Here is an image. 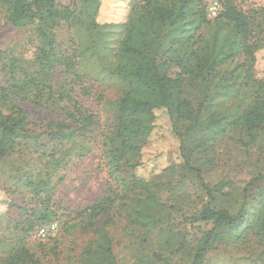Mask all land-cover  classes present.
I'll return each mask as SVG.
<instances>
[{"label": "rangeland", "instance_id": "1", "mask_svg": "<svg viewBox=\"0 0 264 264\" xmlns=\"http://www.w3.org/2000/svg\"><path fill=\"white\" fill-rule=\"evenodd\" d=\"M98 1L97 12L91 17L99 25L93 29L88 28L91 17L87 15L90 7H84L86 0L56 1L59 8L68 7L71 15L54 30V53L62 62L69 59L72 67L66 70L64 63H58L44 72L31 62L41 47L37 23L14 27L8 20L7 1L0 0V110L10 112L22 107L29 121L25 131L17 135L13 149L0 160V254L24 237L23 242L41 257L43 264H82L83 250L96 239V231L82 229L78 215L84 214L85 208L104 195L110 185L116 188L106 167L104 144L116 128L119 99L127 90L115 73L118 47L128 18L143 11L139 8L141 0H135V4L132 0ZM231 1L250 20L248 43L257 45L256 58L252 65L245 63L240 49L231 47L235 41L233 32L227 28L216 32L217 21L209 14L204 16L209 20L205 23L198 14L192 16L195 20L188 24L190 41L182 43L177 33L168 37L177 43L176 51L165 53L158 62L166 59L161 69L172 77L179 72L174 59H187L191 50L199 47L227 53L226 62L216 65L189 58L194 62L193 72L201 74L183 76V95L191 98L194 111L201 103L198 120L206 124L205 131L197 129L187 139L194 147L196 162L202 165L201 180L193 174L181 177L180 143L174 129L183 133L184 128L164 108H156L147 141L138 155L139 163L134 167L135 175L148 181V191L153 196L145 187L131 188L133 170L124 165L119 176L128 183L124 191L129 198L108 215L111 222L106 231L116 264H189L195 245L213 227V223L197 216L210 202L201 183L212 186L228 181L225 195H215L210 205L235 213L246 184L255 176L264 175V125L253 130L226 125L223 132L215 134L209 124L217 117L227 121L238 116L255 88L254 79L264 78V0ZM198 7L191 4L190 12L195 13ZM154 28L160 35L166 29ZM10 59L17 62L11 75ZM22 70L42 82L39 87L43 85L44 95L40 96L29 82L22 86ZM207 71L217 76L212 78ZM73 101L89 110L93 123L85 137H78L72 145L65 165L53 170L46 164L47 153L57 156L70 144L51 140L48 123L65 121L74 127L72 118L67 116ZM81 147L83 154L77 157L76 151ZM206 156L211 159L210 164H205ZM29 179L35 188L28 186ZM40 181L53 187L47 205L52 218L57 219L52 221L57 223V230L47 235L53 238L43 241V251L37 246V237H43L32 231L26 236L28 225L45 207L35 195L36 190L42 189ZM249 190L254 196L249 202L264 197V181L254 182ZM9 198L14 206L6 216L3 213ZM105 218L101 217L96 226H103ZM251 245L231 242L221 233L215 238L214 248L207 252L204 264H249Z\"/></svg>", "mask_w": 264, "mask_h": 264}, {"label": "trees", "instance_id": "2", "mask_svg": "<svg viewBox=\"0 0 264 264\" xmlns=\"http://www.w3.org/2000/svg\"><path fill=\"white\" fill-rule=\"evenodd\" d=\"M9 7L8 20L14 27H25L31 23H37L36 31L41 40L39 53L33 54L31 62L39 67V70L49 72L58 63H64L65 69L70 70L72 62L69 59L65 61L55 57L54 53V30L62 20H67L71 15L68 7L59 8L57 0H6ZM85 1V0H84ZM84 7L89 8L87 15L93 16L97 12L98 0H86ZM134 4L135 0H132ZM211 0H141L139 8L143 11L136 12V16L128 18V25L124 37L121 39L118 47V63L115 73L118 78L126 85L127 90L119 99L118 103V121L111 135H107L105 141L104 156L106 167L114 182L115 187L109 186L106 193L99 197L95 202L85 208V212L78 215V224L82 229H92L96 234V239L85 247L82 255V264H116V257L112 250V241L109 237L106 227L110 224L109 213L118 205L129 198L124 188L128 185L120 178L124 165L130 168L131 188L145 187L148 195L153 196L148 191V181L137 177L134 173V167L139 163V153L142 145L147 141V136L151 130V120L155 117L154 110L162 107L167 114L176 119L184 132H179L175 128V134L179 138L180 154V175L181 177L193 174L201 180V167L193 156L194 147L187 139L197 129L205 131L206 124L199 123L201 103L196 111L191 104V98L183 95V80L185 74H194L198 76L201 71L194 73V62L220 64L226 62L227 53L223 51L214 52L207 49L191 50L187 59L175 58L174 64L179 68L175 76H170L161 69V64L166 59L158 62V58L165 53L175 52V41H169L177 33L182 38V43L192 39L188 35L191 27L188 24L194 22V14H198L201 22H207L205 14H208L207 8ZM220 4V9L212 19L217 21V30L227 28L234 34L235 41L231 47L240 49L245 56V63L253 64L255 60L257 45L248 43L250 34V20L246 14L238 9L231 0H216ZM131 2V0H130ZM198 4L199 7L195 13L190 12V5ZM131 8L130 13H133ZM190 16V19H188ZM211 17V16H210ZM192 20V21H190ZM189 22V23H188ZM126 24V23H125ZM99 24L91 17L88 22V28H96ZM155 26H165V31L160 35ZM217 36H215V39ZM180 40V39H178ZM192 58L194 60L190 61ZM9 74H13L16 68V60L9 61ZM22 86L28 82L38 90L40 96L44 95V87L40 86L42 82L37 81L25 70ZM207 75L216 77L215 73L207 71ZM254 87L248 104L244 110L236 117H231L223 121L217 117L210 121V127L215 129L214 133H221L228 126H245L247 130L264 125V78L254 79ZM68 118H72L74 127L65 121L49 122V136L53 141L60 144H70L57 156L47 153V166L56 170L61 165H65V156L69 155L72 145L78 141L77 138H84L93 123V116L89 110L78 101H73L72 110L67 113ZM29 124L28 114L22 107H16L10 112L0 110V160L13 149L14 141L20 132L25 131ZM214 138V134L208 139L207 143ZM70 141V142H69ZM82 148H78L76 156L83 154ZM85 150V149H84ZM205 164H210L211 159L205 157ZM204 164V161H202ZM256 181H264V175H257L252 178L242 191V200L235 213H229L226 209L216 208L210 205L215 199V195H225L224 189L229 186L228 181L221 180L212 186L201 183L204 192L210 202L203 205L197 213L199 219L213 223V227L201 237L200 241L194 247V254L189 264H204L207 252L214 248L215 238L223 233L231 242L239 244L251 243L252 251L248 254L249 264H264V197L259 199H249L251 195L249 187ZM29 187L35 188L32 180L27 181ZM39 186L42 189L36 190L35 195L44 202L45 207L37 215L26 229V236L30 233H37L40 226L46 225L57 219L52 218V211L49 209V200L51 198L52 186L47 182L40 181ZM42 191V192H41ZM41 192V193H40ZM253 202H256L253 205ZM14 206L11 199H7V208L3 215L8 216L11 208ZM258 209V210H257ZM101 217H106L103 226L97 227V222ZM224 226V227H223ZM223 227L219 232L217 228ZM63 228V225L60 227ZM32 231V232H31ZM60 232V231H59ZM57 234V233H56ZM55 236V235H54ZM53 238L47 236L39 238L37 246L43 251V241ZM22 237L16 243L5 249L0 254V264H43L41 257L23 242ZM41 253V252H40ZM157 258H159L157 256Z\"/></svg>", "mask_w": 264, "mask_h": 264}, {"label": "built area", "instance_id": "3", "mask_svg": "<svg viewBox=\"0 0 264 264\" xmlns=\"http://www.w3.org/2000/svg\"><path fill=\"white\" fill-rule=\"evenodd\" d=\"M219 9H220V4L218 3V1L211 0L209 2L207 11L211 17L216 16ZM56 230H57V223L50 222L46 225L40 226L37 230V234H38V236L45 238V237H47V235L55 232Z\"/></svg>", "mask_w": 264, "mask_h": 264}]
</instances>
